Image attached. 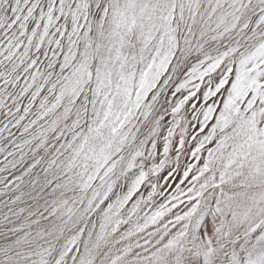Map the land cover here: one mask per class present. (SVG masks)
Wrapping results in <instances>:
<instances>
[{"label": "snow or ice", "instance_id": "obj_1", "mask_svg": "<svg viewBox=\"0 0 264 264\" xmlns=\"http://www.w3.org/2000/svg\"><path fill=\"white\" fill-rule=\"evenodd\" d=\"M0 264H264V0H0Z\"/></svg>", "mask_w": 264, "mask_h": 264}]
</instances>
